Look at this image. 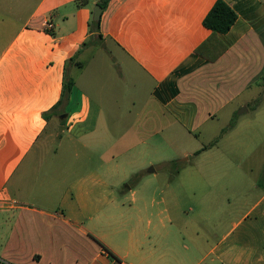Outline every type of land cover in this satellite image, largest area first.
Returning <instances> with one entry per match:
<instances>
[{"label": "crops", "instance_id": "0c3cea01", "mask_svg": "<svg viewBox=\"0 0 264 264\" xmlns=\"http://www.w3.org/2000/svg\"><path fill=\"white\" fill-rule=\"evenodd\" d=\"M98 1L0 0V264H264V187L225 219L234 202L222 188L159 182L133 156L168 145L170 128L264 145V0H226L237 20L214 62L195 51L217 0H111L101 45L149 90L124 107L93 103L78 83L95 63L81 57L99 38ZM204 192L207 214L191 201Z\"/></svg>", "mask_w": 264, "mask_h": 264}, {"label": "rangeland", "instance_id": "374dc122", "mask_svg": "<svg viewBox=\"0 0 264 264\" xmlns=\"http://www.w3.org/2000/svg\"><path fill=\"white\" fill-rule=\"evenodd\" d=\"M101 43L102 39L96 38L95 41L89 43V50L82 55L81 59L93 55L96 58L92 68L89 67L84 71L82 79L78 81L79 86L82 85L93 103L102 100L106 107L111 104L110 101L112 100L118 101L120 106L123 107L128 106L132 100H135L139 105H143L148 99L147 93L149 91L148 88L142 89L145 79L136 73V68L116 49L111 46L104 49L105 44L101 45ZM116 61L122 66L113 67L115 72H109L108 66L115 64ZM121 61L126 62V65ZM102 66H105V69ZM69 74L77 77V75H80V70L75 65H70ZM105 116L107 120H110L113 114L106 113ZM259 117L261 119L262 115H259ZM245 118H248V116ZM199 131L202 133L201 135ZM199 131L196 132L199 134L198 138H189L186 137V131L184 130L168 129L165 132L169 140L168 145L161 147L155 145L154 141L147 155L144 153L139 154V151L133 152V156L137 159L135 166L143 172H148L153 168L156 171L154 176H157L159 182H169L172 185L194 184L203 187L216 184L219 188H222L219 195L224 198H232L234 202L233 210L229 209L224 214V218L228 219L230 214L233 218L240 210L237 207L246 206L245 193L251 190L253 186L264 187V145L261 142L262 140L257 137L249 145H245L240 141V144L229 147L225 145V142L220 143L218 146H211V143L215 141L210 138L212 135L206 133L207 129ZM215 131L219 133L220 128ZM205 147L207 149L199 156L193 154L188 158L182 154V151L194 153ZM186 158L189 160L182 162ZM163 159H172L174 162L164 165ZM122 163L125 164V162ZM179 170H183L181 175L178 174ZM189 171H198L199 174L197 176L188 173ZM131 180L132 177L129 178L128 184L131 183ZM254 194L257 193L254 192L248 200L252 201ZM207 195L204 192L191 200L198 207L204 204L202 208L206 214L209 213L208 204L210 200ZM191 201L183 200L186 212H188V202Z\"/></svg>", "mask_w": 264, "mask_h": 264}, {"label": "trees", "instance_id": "16d2710c", "mask_svg": "<svg viewBox=\"0 0 264 264\" xmlns=\"http://www.w3.org/2000/svg\"><path fill=\"white\" fill-rule=\"evenodd\" d=\"M84 1L85 0H80V3ZM110 2L111 0H99L97 4L100 5L103 10H106ZM236 20L237 14L228 5L226 0H217L214 7L210 10L208 15L204 19V26L211 31V35L196 49V55L210 62L217 61V59H219V57L223 55L228 49L226 44H224V42L221 40L220 35L228 33L235 24ZM100 24L101 21L94 22L92 19L89 26L90 33L98 34V37L101 39ZM73 85V82L66 81L64 86L65 92H70ZM63 101L64 98H62L60 103H62ZM44 116L47 117V114H45ZM205 149H207V147H205L203 150ZM202 151L197 152L196 155H199ZM138 179L139 177L137 176L136 180Z\"/></svg>", "mask_w": 264, "mask_h": 264}, {"label": "water", "instance_id": "95a60500", "mask_svg": "<svg viewBox=\"0 0 264 264\" xmlns=\"http://www.w3.org/2000/svg\"><path fill=\"white\" fill-rule=\"evenodd\" d=\"M103 11H104L103 8L98 4L93 8V18L92 19L94 22H99L101 20ZM154 171L155 170L153 168L150 169V172H154Z\"/></svg>", "mask_w": 264, "mask_h": 264}]
</instances>
